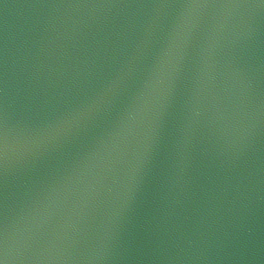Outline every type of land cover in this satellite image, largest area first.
<instances>
[{"label":"water","instance_id":"water-1","mask_svg":"<svg viewBox=\"0 0 264 264\" xmlns=\"http://www.w3.org/2000/svg\"><path fill=\"white\" fill-rule=\"evenodd\" d=\"M0 264H264V0H0Z\"/></svg>","mask_w":264,"mask_h":264}]
</instances>
